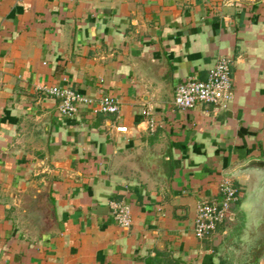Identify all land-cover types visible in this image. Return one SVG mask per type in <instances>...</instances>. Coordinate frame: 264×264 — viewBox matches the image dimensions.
I'll list each match as a JSON object with an SVG mask.
<instances>
[{
	"label": "crops",
	"instance_id": "0c3cea01",
	"mask_svg": "<svg viewBox=\"0 0 264 264\" xmlns=\"http://www.w3.org/2000/svg\"><path fill=\"white\" fill-rule=\"evenodd\" d=\"M222 56L226 109L176 107ZM54 85L121 111L63 117ZM225 178L239 199L201 241ZM0 264H264V0H0Z\"/></svg>",
	"mask_w": 264,
	"mask_h": 264
},
{
	"label": "built area",
	"instance_id": "2783aa9c",
	"mask_svg": "<svg viewBox=\"0 0 264 264\" xmlns=\"http://www.w3.org/2000/svg\"><path fill=\"white\" fill-rule=\"evenodd\" d=\"M232 61L229 57H220L209 69L206 79L190 75L175 86L174 103L182 110H189L198 104L213 105L215 112L226 109L234 97L231 77ZM49 95L59 100V113L63 117H74L82 105L90 106L94 113L119 114L120 101L111 96L99 99L83 95L70 86H45L42 88ZM145 115L148 114L144 111ZM120 132H126L127 127L117 126ZM241 189L232 178H225L220 184L219 194L202 201L197 210L194 233L197 239L203 241L211 238L218 224L224 223L230 217L231 206L239 199ZM112 213L115 222L121 227H130L134 223L131 206L122 202L112 203Z\"/></svg>",
	"mask_w": 264,
	"mask_h": 264
},
{
	"label": "trees",
	"instance_id": "16d2710c",
	"mask_svg": "<svg viewBox=\"0 0 264 264\" xmlns=\"http://www.w3.org/2000/svg\"><path fill=\"white\" fill-rule=\"evenodd\" d=\"M227 220H229V218H228V219H226V221H227ZM226 221H225V222H226Z\"/></svg>",
	"mask_w": 264,
	"mask_h": 264
}]
</instances>
